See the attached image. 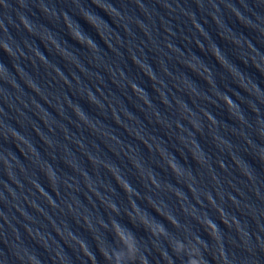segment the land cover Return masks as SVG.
Listing matches in <instances>:
<instances>
[{
	"label": "water",
	"instance_id": "water-1",
	"mask_svg": "<svg viewBox=\"0 0 264 264\" xmlns=\"http://www.w3.org/2000/svg\"><path fill=\"white\" fill-rule=\"evenodd\" d=\"M113 222L264 264V0H0V264H109Z\"/></svg>",
	"mask_w": 264,
	"mask_h": 264
},
{
	"label": "clouds",
	"instance_id": "clouds-1",
	"mask_svg": "<svg viewBox=\"0 0 264 264\" xmlns=\"http://www.w3.org/2000/svg\"><path fill=\"white\" fill-rule=\"evenodd\" d=\"M85 19L90 23L88 18H85ZM22 23H23V21H22ZM24 27L27 29L28 28L27 24H25ZM71 35L74 39L78 40L81 44L84 43V41L81 39L79 33H72ZM90 42H91V38L89 37V44H90ZM213 56L216 58V56L214 54H213ZM225 101L227 102L226 103L227 107L229 109H231L233 106L232 101L230 99H227V98H225ZM170 167H171L173 172H175L177 169L176 165H174V164L170 165ZM152 182H153V184H155L154 181H152ZM117 183H119V182L117 181ZM121 187L126 193H130V194L132 193V189H131L129 184L124 183V185ZM110 209L113 212L117 211V209L114 205H110ZM157 213L159 215H161L158 211H157ZM129 218H130V220H132L131 217H129ZM164 219H166L170 224H172L173 227H179L177 221L175 219H173L171 216H169L168 218H164ZM222 222H224V221H222ZM141 225L148 232H151V235H153L155 237L167 235L166 229L164 228V226L162 224H158L156 227H151L146 220L141 219ZM208 225L209 224L206 225V228L209 229ZM210 225L212 227V231L209 232V235L213 239H216L217 238V228L213 224H210ZM157 229H159V231H157ZM113 231H114L116 238L122 244L123 248L121 250H113L111 253H109L108 251L105 250V251H102L101 254L104 256V258L106 260L109 261V264H125V262H127V264H137V255H138L139 249L137 247L138 242L136 241L134 235L129 230H127L126 228H123L122 226H120L117 222H113ZM196 241L198 243H201V241L198 237L196 238ZM81 250H82V252H84L85 255H87V251H85V245L84 244H83ZM173 251L177 255L185 253V244L180 242V241L175 242L174 247H173ZM199 255H200V253L198 252V250H194V251H193V249L189 250V252H188V256H189L188 264H203L202 257H201V259L194 258V257L199 256ZM89 259L91 260V257H89ZM140 264H143V260L140 261Z\"/></svg>",
	"mask_w": 264,
	"mask_h": 264
}]
</instances>
